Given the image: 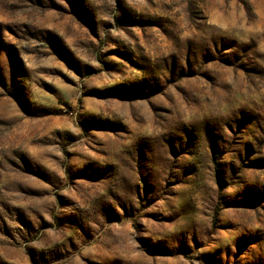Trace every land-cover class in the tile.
Wrapping results in <instances>:
<instances>
[{"label": "rangeland", "instance_id": "rangeland-1", "mask_svg": "<svg viewBox=\"0 0 264 264\" xmlns=\"http://www.w3.org/2000/svg\"><path fill=\"white\" fill-rule=\"evenodd\" d=\"M0 264H264V0H0Z\"/></svg>", "mask_w": 264, "mask_h": 264}]
</instances>
